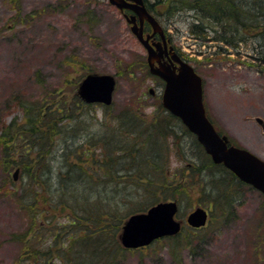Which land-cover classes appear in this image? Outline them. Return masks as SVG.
<instances>
[{"label": "rangeland", "instance_id": "rangeland-1", "mask_svg": "<svg viewBox=\"0 0 264 264\" xmlns=\"http://www.w3.org/2000/svg\"><path fill=\"white\" fill-rule=\"evenodd\" d=\"M261 3L264 6V0ZM153 15L178 53L203 78L209 118L233 144L264 160V123L257 121L261 118L264 122V61L260 59L264 41L260 44L252 32L242 34L246 41L238 47L224 41H203L190 32L191 24H199L194 21L195 12H183L171 20L159 16L158 10ZM215 28L220 37L223 32L217 25ZM146 62L147 52L132 24L109 0H0V134L14 120L24 121L27 105L48 109L59 102L73 104L81 99L80 85L90 75L116 78L114 111L119 113L132 105L137 109L140 101L146 117L153 118L165 85L142 68ZM93 107L96 110H81L83 116H96L88 121L89 132L100 128L104 111L103 105ZM58 121L74 124L71 118ZM74 127L71 134L61 129L60 135H79ZM182 139L187 141L182 147L179 141L171 147L170 173L193 167L187 160L194 157L190 138L183 135ZM18 170L13 172V177L18 172L16 183ZM4 179L0 166V264H17L26 250L22 251L14 234L26 220L3 190ZM185 180L186 187L190 185L187 193L171 200L179 204L181 235L175 241L163 239L146 249L126 251L118 264H264V195L251 186H240L232 216L221 222L215 215L208 228L192 230L186 223L189 213L198 207H212L207 203L209 196L197 194L193 178ZM13 185H7L8 189Z\"/></svg>", "mask_w": 264, "mask_h": 264}, {"label": "trees", "instance_id": "trees-1", "mask_svg": "<svg viewBox=\"0 0 264 264\" xmlns=\"http://www.w3.org/2000/svg\"><path fill=\"white\" fill-rule=\"evenodd\" d=\"M180 2L187 7L178 8ZM147 7L152 13L158 10L166 20L176 19L182 10L195 11L194 21L199 24H191L190 32L203 41H224L238 47L246 41L242 34L249 32L260 44L264 41L261 0H147ZM233 24L242 26L239 33L230 29L226 37L215 35L214 25L222 31ZM263 57L260 59L264 61ZM144 67L150 75L147 62ZM138 104L137 109L132 105L119 113L114 106H103L100 128L91 132L88 121L96 116H83L81 110L97 107L80 98L73 104L59 102L48 109L27 105L24 121L14 120L3 127V190L26 220L14 234V239L22 243V251L26 250L17 264H118L121 255L130 251L120 242L127 219L161 200L187 193L190 185L186 187V177L193 178L198 195L209 196L206 201L212 207L213 221L217 215L216 221L221 222L232 216L239 199L238 188L247 184L223 164H215L196 136L162 102L153 118H147L141 102ZM66 118L74 124L57 123ZM73 126L80 132L71 138L68 134ZM62 127L67 135H60ZM183 135L190 138L194 157L187 160L193 167L170 173L171 147L177 141L182 147L187 142ZM16 168L20 173L18 183L13 177ZM11 183L14 185L10 190L7 185ZM180 235L165 239L175 241Z\"/></svg>", "mask_w": 264, "mask_h": 264}, {"label": "water", "instance_id": "water-1", "mask_svg": "<svg viewBox=\"0 0 264 264\" xmlns=\"http://www.w3.org/2000/svg\"><path fill=\"white\" fill-rule=\"evenodd\" d=\"M120 10L130 9L133 15L126 16L132 24V31L148 52L150 72L165 81L162 102L164 107L177 116L183 124L196 135L205 151L216 164H224L241 181L250 184L264 194V160L245 148L229 145L228 136H221L207 117L203 101V80L194 68L170 47L172 64L160 63L161 54L157 51L160 44L150 45V35L144 37V21L147 20L154 32H159L167 45L165 33L151 15L143 0H109ZM139 18V23L137 21ZM167 47V46H166ZM156 61L158 65H156ZM175 63H178L177 66ZM116 78L111 74L90 75L80 85L79 95L88 104L113 103L116 90ZM153 92V90L151 91ZM260 123H263L258 118ZM17 173L14 177L17 179ZM179 205L176 201L160 202L146 212L137 213L128 218L120 241L126 249H138L151 245L154 241L174 236L182 230V222L177 220ZM209 219V210L198 207L187 217V223L193 228L204 227Z\"/></svg>", "mask_w": 264, "mask_h": 264}, {"label": "flooded vegetation", "instance_id": "flooded-vegetation-1", "mask_svg": "<svg viewBox=\"0 0 264 264\" xmlns=\"http://www.w3.org/2000/svg\"><path fill=\"white\" fill-rule=\"evenodd\" d=\"M132 12L133 11H131V10L122 11L124 17L126 15L130 16L132 14ZM195 16H197L196 12H195ZM137 21L139 22L140 20L138 19ZM164 32L166 34V39L170 40L171 37L169 36V34L166 33L165 30H164ZM144 35H145V37H147L148 35L151 36L150 40H149L150 45L154 46V44L157 45V44L161 43V46H159L160 49H158L159 51H157L158 54H161L159 62L162 63L163 65H171L172 64V55L170 52V47L173 45L172 40H170V42L167 43V45H166L162 35L159 32L155 33L152 25H150V23H148L146 20L144 21ZM174 48H175V50H177V48L175 46H174ZM147 61H148V59H147ZM156 63H158V62L156 61ZM148 65H149V63H148ZM148 67H150V66H148Z\"/></svg>", "mask_w": 264, "mask_h": 264}, {"label": "bare ground", "instance_id": "bare-ground-1", "mask_svg": "<svg viewBox=\"0 0 264 264\" xmlns=\"http://www.w3.org/2000/svg\"><path fill=\"white\" fill-rule=\"evenodd\" d=\"M178 2H179V0H178ZM186 7H187V5H186V4H182L181 2L178 4V8H180V9H185ZM236 8H237L238 11H240V9L238 8V3H237V5H236ZM181 12H186V11L182 10ZM189 12H191V9H190ZM192 12H194V11H192ZM240 12H241V11H240ZM249 21H250V20H249ZM229 27H230V28H228L227 30L223 29L222 32H223L224 34H228V33H229V30L231 29V30H234V33L236 34V33H239L238 31H239L240 29H242V26H241V25H237V26H236V24L230 25ZM223 33H222V34H223ZM224 34H223V35H224ZM232 35H234V34H232ZM234 36H236V35H234Z\"/></svg>", "mask_w": 264, "mask_h": 264}]
</instances>
